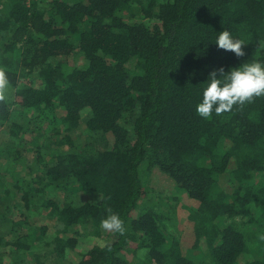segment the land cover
<instances>
[{"label": "trees", "instance_id": "trees-1", "mask_svg": "<svg viewBox=\"0 0 264 264\" xmlns=\"http://www.w3.org/2000/svg\"><path fill=\"white\" fill-rule=\"evenodd\" d=\"M253 61L264 0H0V264H264V96L196 113Z\"/></svg>", "mask_w": 264, "mask_h": 264}, {"label": "clouds", "instance_id": "clouds-1", "mask_svg": "<svg viewBox=\"0 0 264 264\" xmlns=\"http://www.w3.org/2000/svg\"><path fill=\"white\" fill-rule=\"evenodd\" d=\"M214 44L218 49L234 53L236 57L245 55L242 50L244 41L234 38L227 30L218 34ZM8 84L7 74L0 69V100L5 99ZM205 84L201 102L196 106V113L200 118L207 120L213 113L221 115L231 111L236 105L251 102L254 97L264 96V64L246 62L227 72L220 68L209 74ZM100 227L105 232L120 235L125 232L124 222L118 214L108 215L101 221Z\"/></svg>", "mask_w": 264, "mask_h": 264}, {"label": "rangeland", "instance_id": "rangeland-1", "mask_svg": "<svg viewBox=\"0 0 264 264\" xmlns=\"http://www.w3.org/2000/svg\"><path fill=\"white\" fill-rule=\"evenodd\" d=\"M162 175H160L158 172H155L153 174V187L154 189L160 190L163 189V191H165L166 193H171L172 196L174 197H178L179 200H181V205H189V200L181 193L179 192V190L174 191V188L172 186V190H171V184L169 182H167V180L164 178H161ZM181 207V206H180ZM185 212H180L179 213V223L178 225H180L179 227L183 226L185 224Z\"/></svg>", "mask_w": 264, "mask_h": 264}]
</instances>
